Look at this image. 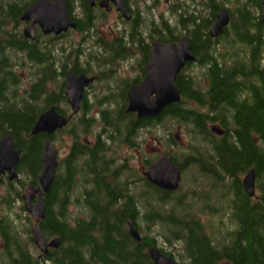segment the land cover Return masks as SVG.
<instances>
[{
  "label": "trees",
  "instance_id": "1",
  "mask_svg": "<svg viewBox=\"0 0 264 264\" xmlns=\"http://www.w3.org/2000/svg\"><path fill=\"white\" fill-rule=\"evenodd\" d=\"M82 1L88 17L86 29L90 28L91 19L96 15ZM126 1L129 5L131 0ZM35 2L0 0V138L12 136L15 149L22 151L17 166L19 179L13 183L0 180L2 191L10 196L16 194L17 185L24 187L21 175L32 179L30 186L39 184L43 146L48 136H31V130L37 119L51 107L55 106L64 114L59 107L67 104L63 80L59 83L58 79L56 91H50L57 80L55 75L63 79L66 65L63 68L51 66L55 62L46 57L51 50L47 44L30 42L19 30L21 16ZM157 2H153V8ZM169 4L170 19L161 20L160 26L156 25L149 34L166 43L187 39L197 59L188 69H201L206 87H197L200 81L196 76L186 78L180 88L182 102L169 106L153 120L137 122L133 116L124 115L123 108L118 105L112 110L106 109L103 118L106 135L117 131L115 139L124 141L126 135L135 138L140 130L165 118L190 125L192 135L202 137L211 147L208 159L203 158L207 163H202L200 169L213 183L202 194L204 197L196 198V201L205 203L212 198L211 194H216L219 196L217 201L224 207L203 205L194 209V203L189 207L179 200L175 204L177 211L166 213L161 205L166 206L167 203H162L171 200L176 192H165L147 183L145 189L154 195L150 197L146 192H137L135 196L129 191L130 185L117 178L112 181L119 183L121 190H112L107 179L109 165L103 159L106 152H90L76 145L73 157L65 162L64 179L58 175L57 183L46 196V218L41 222L46 239L60 238L61 247L39 260L35 256L37 249L32 236L24 243L21 233L6 215L0 221V235L4 239L0 247V264H43L44 261L51 264H153L148 250L157 248L158 240L146 236L150 225L158 226L168 242L181 243V262L177 264H221L226 261L264 264V18L261 2L169 0ZM224 8L228 10L230 23L219 37L212 38L210 30ZM140 30L144 31L137 25L131 38L133 44L142 40ZM59 54V62L65 61L64 54ZM18 55H26V59L17 62ZM26 63L35 66L33 75L40 78L20 95L17 89L22 82L17 71L28 67ZM85 110L90 112L87 106ZM216 125L226 132L223 138L216 137L211 131L210 126ZM85 127L80 120L75 132L71 135L67 130L65 132L77 138L84 134ZM50 139L56 140L53 135ZM84 156L89 161L82 160ZM184 164L180 166L185 171L192 163ZM100 167L102 171H98ZM251 170L256 174L253 198L248 196L241 181V177L244 179ZM87 189H93L95 193L87 195L84 193ZM2 191L0 189V193ZM76 192L78 197L74 201L71 193ZM20 197L21 193H18L16 200ZM1 200L2 197L0 208L3 207ZM149 200H153L151 205ZM70 202H79L83 210L81 219L75 220L74 224L69 221L64 208ZM56 205H62L58 213L53 211ZM7 206L12 207L10 201ZM150 206H153L150 212L142 213ZM128 221L134 223L140 234L145 232L144 237L141 235L142 242L131 237ZM158 250L174 259L173 254Z\"/></svg>",
  "mask_w": 264,
  "mask_h": 264
},
{
  "label": "water",
  "instance_id": "2",
  "mask_svg": "<svg viewBox=\"0 0 264 264\" xmlns=\"http://www.w3.org/2000/svg\"><path fill=\"white\" fill-rule=\"evenodd\" d=\"M91 7L96 5V0H87ZM261 2V12L264 18V0ZM110 3L117 8L123 18L130 20L131 16L125 10L124 0H100L99 7L110 10ZM218 21L212 26L210 35L217 38L230 23L228 10L224 8L217 16ZM21 20L30 25L25 28L24 35L31 40L35 39V27L38 25L45 34L55 33L60 35L69 29H76L72 21L69 7L66 0H37L31 4L23 13ZM192 47L187 39L170 44H154L151 53L152 61L147 67V77L141 86L130 91L131 102L128 106V113L138 115V119H152L160 116L169 106L181 103V93L175 81L177 75L187 63L195 62L192 55ZM67 98L68 103L77 113L80 109V100L84 88L89 81L84 77L76 78L72 72L67 75ZM155 94V101H150V96ZM70 119L61 115L56 107H51L43 113L36 121L31 130V136L45 134L48 137L44 141L42 154V173L39 176V186H30L23 196L24 207L27 213L34 219L35 225L32 228V240L34 245L42 253L41 257L50 255V250H58L62 245L60 238L47 241L41 222L45 220L46 208L45 197L55 184L56 173L59 167L58 151L55 149L50 137L57 131L66 128ZM22 151L15 149L14 138L5 136L0 138V177L7 174L9 180L18 178L17 166L21 161ZM146 180L158 188L174 192L180 188L182 179L181 169L173 164L172 158L165 156L152 165L145 174ZM243 185L249 197L253 198L256 187V174L254 170L249 171L243 180ZM38 197L37 203L33 200ZM130 235L141 242V236L132 222L129 223ZM153 264H177L175 260L161 253L158 248L151 247L148 250ZM222 264H232L229 261Z\"/></svg>",
  "mask_w": 264,
  "mask_h": 264
},
{
  "label": "rangeland",
  "instance_id": "3",
  "mask_svg": "<svg viewBox=\"0 0 264 264\" xmlns=\"http://www.w3.org/2000/svg\"><path fill=\"white\" fill-rule=\"evenodd\" d=\"M154 1L155 0H147L146 2L147 5L142 0H131L129 3L130 7L134 9L136 12H138V14L141 15L143 19V23L141 24V29L143 27L144 29L143 32L145 33H149L150 31L153 32V30H155L156 25H159L161 20L167 21L170 19L169 12H168L169 6H170L169 0H158L157 6H154L153 8ZM71 2H72V5L76 13H81L80 0H71ZM95 15H96L95 18L97 19L95 23V31L97 34L95 38L93 34L88 35L87 37L88 42L84 45L85 46L84 48L86 49L91 48L89 46L94 42L96 38H101L104 42H111V40L114 37H117L119 35V32H122L124 30V28L127 30L131 29L130 24L125 22L122 19H119L118 14L104 15L102 12H100V10H97L95 12ZM152 21L155 22L156 24L154 23L155 24L154 25ZM19 30L22 33L23 25L19 27ZM144 40L148 42V39H144ZM47 41L48 40L46 38H43L42 43L50 44ZM80 41H81V37L75 34V35H71L70 37L67 36L63 39L54 41L51 45H47V46L49 47V49L54 50L56 52L55 53L56 59L60 60L61 55L58 53V51L60 52L62 48H65L68 50L69 47L71 48L76 47ZM91 52L92 53L96 52V49L92 48ZM25 59H26V55H18L15 61L17 62L24 61ZM101 60H103V58ZM130 60H125L123 63H120L121 67L135 65L137 63L135 61L132 62ZM60 64H62L61 61H60ZM93 65L94 64L91 63L89 64V66H86V67L91 69ZM26 66L28 67L26 68L23 67L22 69H19L17 71L18 76L21 78V82H22L21 87L17 89L20 95L24 94V91L26 89H29L31 85L37 79L33 75L35 71L34 70L35 66L31 67L29 63H26ZM30 68H32V70H30ZM202 72L203 71L201 69H198V67H194L190 70L188 69L185 72V75L192 76V77L196 76L197 80L200 81V85H198V82H197V85L200 88H204L206 87V82L201 77ZM58 79L60 83L62 78L58 77ZM59 83L56 80L55 83L50 87L51 88L50 91L52 92L55 91ZM111 85L113 86V84ZM109 92H110V95H112L113 93L117 95L114 89H108L107 93ZM93 97L94 96H92V100H93ZM116 101H117V98H116ZM116 106H117L116 104L115 105L108 104L105 107H107V109L112 110L111 108H115ZM59 108H61L65 112H69V107L67 106V104L61 105V107ZM99 111H100L99 105H94V107H92V110H91V116L95 117V115ZM80 119H81V115L74 118L69 129L75 132L77 130L78 124L80 123ZM95 120H96V123L94 125V128L91 130V133L92 131L95 133L98 132V130H96V128L99 127L98 119H95ZM65 131L66 129L60 132L59 134H57L55 136L56 140L53 141L54 147L59 152V161H60L61 166L59 167L58 172L61 177V180H63L65 177V174L63 172L64 165L69 157L70 147H71V144L73 143V138L67 135ZM192 134L193 133L191 131L190 125L180 124L179 122L169 119V118L168 119L165 118L164 120H162V122L153 124L150 127H146L143 130H140L138 133V137L135 139L137 151H135L134 149H130V150H127L126 152V150L123 149L121 152V156L120 155L117 156L118 158L127 157L130 163L129 164L130 166L129 169L131 171L130 173L133 174L132 179H131L132 183L129 187L130 193H132L135 196H137L136 195L137 192H143V193L146 192L150 194V197L154 195L148 192L147 189H145L146 185H145V182L143 181L142 171L146 167L147 162H153L157 160L160 156L166 154L172 157L173 161H175V163L179 165L185 166L186 164L184 163L186 162L188 163V161L192 163L190 166L188 164L187 165L188 167L185 168V171H184L185 173L182 178L180 191L176 192L175 193L176 195L173 198H171V200H166L162 203V204L167 203L166 206L161 205L166 210V213L172 212V211L175 212V210L177 211L175 204L179 200H181V203H184L186 206H189V207H191V203H194V207H195L194 209L202 207L203 205L205 207H207L208 205H213L216 207L223 206V204L217 201L219 196L218 195L216 196V194H211L212 198L205 203L202 200L196 201V198L204 197V195L202 194H204L205 190L209 189V187L213 183V181L209 177H207V175L203 174L200 169V165L202 163L206 165L207 160L205 161V159H208V156H210L211 151L209 149L211 147L208 141L203 140L202 137L196 138ZM83 137L84 136L82 134H79L77 139L79 138L84 139ZM193 163H196V164H193ZM20 179L25 183V185L24 187H19L17 185L18 188L16 190V194L14 193V196L12 195L10 196V203L12 207L9 209L7 208L9 206H5L6 210L9 211V213H7L8 216L6 217H8V219L14 223L15 228H17L19 230V233H21L20 235L21 239L24 241V243H27V240L30 238V235L32 236L31 230L34 227V219L25 211V209L24 211L22 210V208L24 207V202L21 199L16 200V196L18 193L19 194L21 193V195L25 193V190L30 185L32 179L25 175H21ZM241 179L243 183V176L241 177ZM2 192L5 193V191H2ZM71 196L75 197L72 199L76 201L78 194L77 192L71 193ZM182 200H184V202ZM157 201H160V199L157 198ZM148 202L151 205L153 203V200H149ZM61 207L62 205L61 206L56 205L54 206L53 209H55V211L58 213L60 212ZM152 207L153 206L147 207V209H145V211H143L142 213H146L147 211L152 209ZM223 207H219V208H223ZM64 208L66 209L65 211L66 216L68 217L71 224H74L75 220L81 219L83 210H81L82 206L79 202L77 203L70 202L69 205ZM156 209L160 210L157 207ZM180 214H183V211H180ZM220 220L223 221L222 219ZM216 222H218V219H216ZM141 227L144 228L145 225L141 224ZM28 231L30 234H28ZM146 232H147L146 236L151 235L152 237H155L158 240L157 248L163 249L165 252L173 254L174 260L177 263L181 262V259H180V254L182 252L181 243L175 242V241L168 242L164 238V236H162V231L158 226L150 225V230L147 229ZM141 235L144 237L145 232L144 231L141 232ZM1 242H2V239L0 238V244ZM36 249L37 251L35 252V256L38 257L39 260H42L44 257L40 259L39 258L40 252L37 247ZM43 264H51V263H47L44 261Z\"/></svg>",
  "mask_w": 264,
  "mask_h": 264
},
{
  "label": "flooded vegetation",
  "instance_id": "4",
  "mask_svg": "<svg viewBox=\"0 0 264 264\" xmlns=\"http://www.w3.org/2000/svg\"><path fill=\"white\" fill-rule=\"evenodd\" d=\"M66 1L68 4V7H69L71 19L77 26L76 29H69L66 33H62L60 35H57L55 33L45 34L42 31V29L38 25H36V27H35V39L31 40L29 38H26L24 35V30L26 27H28L30 25V23L23 22L20 19L21 23L23 25L22 35L26 40H29L30 42H33L37 45L38 44L45 45L42 43L43 38H46L48 40L47 42L52 44L54 41L63 39L67 36L70 37L71 35H75V34H77L78 36L81 37V41L78 43V45L76 47H72V48L69 47L68 50L65 48H62L60 50V52H62L64 54L63 57L65 59V61L62 62V64H60L58 59H56V54H55L56 52L54 50H49V52H48V47L46 46V49H47L46 52H48L46 57H48L49 60L52 59L55 62L54 63L55 66L52 64H50V65L53 67H59V68H63L64 65H66V67H67L65 74L63 76L62 82H63L64 88H65L64 94L66 97V103L69 107V112L63 111L64 114H61V112L58 111L59 114L64 115L65 117L70 119L69 124L65 129L68 131L69 134L72 133L73 130L69 129V127L72 124L73 119L80 116V115H81L80 120H82L86 126L84 128V131H83L84 132V134H83L84 139H80V138L77 139L73 135L71 136L73 138V143L71 144L70 154H69L67 161L70 160L71 157H73L72 155L74 153V149H75L76 145L82 146L83 149H86V150L88 149L90 152H92V151L97 152L99 150L105 151L106 155L104 156L103 159L106 160L107 164L109 165V168H107L108 169L107 171L109 172L108 177H107L108 182L110 183V187L112 190L114 189V190L120 191L121 190L120 184L115 182V181H112V180L114 178L115 179L116 178L121 179V181L124 180V182L131 185V183H132L131 179H132L133 174L130 173L131 172L129 169L130 163L128 161V158L127 157L118 158L117 156L118 155L121 156V152L123 149H125L126 152H127V150H130V149H134L135 151H137L135 139L138 136H136L135 138L134 137L131 138L130 136L127 137V135H126L127 139L125 138L123 141L121 138L115 139V136L118 133L117 131H114V134L111 131V132L107 133V135H106L107 129H106V125L103 122L104 121L103 118L105 116L104 113L106 112V109H107V107H105V106L108 104H116L119 106L120 109L123 108L124 115L133 116L137 122L139 120H144V119H138L137 114L128 113V111H127L128 106L131 102V99L129 97L130 91L136 87L141 86L142 83L144 82L145 78L147 77V67L151 64V61H152L151 53L154 49V44H156V43L170 44V43L155 40L154 36H152L149 33L142 32L140 30V32L142 34V40H140L139 44H137V45L133 44L131 41V38L134 35V30H135L137 25H140V29H141V24L143 22V19H142L141 15L138 14V12H136L134 9H132L130 7V5H127L126 0H124L125 1V3H124L125 4V10L131 16L130 20H125L123 18V16L121 15V13H119L117 11V8L113 5V3H110L111 8H110V10H107L106 8H100L99 7L100 0H96V5L94 7H91L89 2L87 0H84L87 3V5L90 6V8H91L90 11L96 12L97 10H100V12H102L104 15L118 14L119 19H122L125 22L129 23L130 28H131L130 30H127L124 28V30L122 32H119V35L117 37H114L111 40V42H104L101 38H96L94 40V42L89 46L91 48L86 49V48H84L85 47L84 45L88 42V38H87L88 35L93 34L94 38H95V36L97 34L95 31V23H96L97 19L92 17V19H91V21L93 20L92 25L90 26V28L85 29L84 27L88 24L87 23L88 17L86 18V13H85L86 9L84 7L85 3L82 0H80L81 13H76V11L72 5L71 0H66ZM144 39H148V42H146V40H144ZM47 45H49V44H47ZM115 45H118L117 46L118 48L113 49L114 48L113 46H115ZM92 48H95L96 52L92 53L91 52ZM58 53H59V51H58ZM191 53L194 56L193 52H191ZM102 58H103V60H101ZM125 60H130L132 62L135 61L137 63L135 65L122 66L121 67L120 63H123ZM196 62H197V59L195 62L187 63L186 66L182 69V71L177 75L175 84L181 93V99L183 97V93H182V90L180 88H181V86L184 85L183 84L184 80L188 77H191V76L185 75V72L188 70V67L190 64L196 63ZM91 63L94 64L91 67V69L87 68L86 66H89V64H91ZM84 64H85V66H84ZM70 72H72L76 78L84 77V78L89 80L87 82L85 88H84L83 96L79 102L80 109L77 113H74L73 109L71 108V106L68 103V98L66 96V94L68 92L66 79H67V75ZM55 76H56L57 81H58L59 76H57V75H55ZM39 78L37 79V81L39 80ZM111 84H113V86ZM197 87H198V85H197ZM108 89H114V91L116 92L117 95H115L114 93L112 95H110V92L107 93ZM92 96H94L93 100H92ZM155 97H156V95L152 94L150 96V101H155ZM116 98H117V101H116ZM94 105H99L100 111L97 112L95 117H92L91 116V110H92V107H94ZM85 106H87V109H90V112H86ZM95 119H98V121H99V123H98L99 127L96 128V130H98V132L95 133L92 131V133H91V130L94 128V125L96 123ZM153 119L154 118H152V120ZM210 128H211V131L218 138H223L226 135V132L223 130L222 127L220 128L219 126L216 125V126H210ZM62 131H63V129L61 131L56 132L53 136H56L57 134H59ZM165 156L170 157L169 155L165 154V155L160 156L157 160H155L153 162H147L146 163V167L142 171L143 181L145 182L146 186H147V183L149 185H153V184L149 183L146 180V177L144 174L146 172H148L149 168L152 165L157 163L161 158H163ZM82 160L89 161V159L86 156L82 157ZM172 161H173V158H172ZM120 163H122V164H120ZM173 164L178 166L181 169L182 178H183V175L185 173L184 169L181 168V166L179 164L175 163V161H173ZM60 166L61 165H60V161H59V167ZM59 167H58V169H59ZM58 169H57L55 184L57 183V178L59 175ZM99 170L102 171L103 169L100 167V168H98V171ZM3 179L5 181H8L9 183H13L14 181L19 179V176H18V179H14L13 181H10L9 176L7 174H5V175H2L0 177V180H3ZM87 182H89V180H87ZM55 184H54V186H55ZM32 186L36 187V185H32ZM153 186H155V185H153ZM0 189H1V191L3 190L1 187H0ZM162 191H164V190H162ZM25 192H26V190H25ZM165 192H168V191H165ZM84 193L87 195H91V194L95 193V191L93 189H87ZM169 193H173V192H169ZM24 195H25V193H23L21 195V197H20L21 200H23ZM0 197H2L1 206H3V207L7 206L9 201H10V195L5 194L4 192H1ZM46 198L47 197H45V208L47 210ZM36 203H37V198H35L33 200V204H36ZM3 207L0 208V221H1V219L5 218L7 213H9V211L5 210ZM53 211L56 213L55 209H53ZM130 222H132V221L127 222L128 231L130 230L129 229L130 228L129 227ZM133 225H134V223H133ZM0 238L2 239L0 246H3V241H4L3 236L0 235ZM39 258L40 259L43 258V257H41V254H39ZM44 258H46V257H44Z\"/></svg>",
  "mask_w": 264,
  "mask_h": 264
}]
</instances>
